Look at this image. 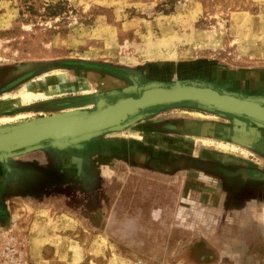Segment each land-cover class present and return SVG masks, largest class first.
<instances>
[{"label":"rangeland","instance_id":"rangeland-1","mask_svg":"<svg viewBox=\"0 0 264 264\" xmlns=\"http://www.w3.org/2000/svg\"><path fill=\"white\" fill-rule=\"evenodd\" d=\"M132 79L264 95V0H0V98L29 83L51 90L1 106L0 119L24 116L0 125L92 108ZM147 109L77 146L0 160V264H186L182 248L200 233L217 264H264V199L232 198L215 167L264 174V146L235 136L264 127L189 101ZM167 121L180 130H139ZM158 141L176 159L160 170L141 153ZM54 154L64 174H42Z\"/></svg>","mask_w":264,"mask_h":264},{"label":"water","instance_id":"water-1","mask_svg":"<svg viewBox=\"0 0 264 264\" xmlns=\"http://www.w3.org/2000/svg\"><path fill=\"white\" fill-rule=\"evenodd\" d=\"M201 85L204 84L181 83L178 80L169 86L152 82L132 91L126 88L121 93H111L116 96L113 101L106 97H99L95 107L90 110L76 109L56 112L0 125V160L45 146L57 149L77 146L80 142L97 137L107 131L120 130L134 123L142 117L141 111L144 109L181 101H189L201 108L241 117L256 126L264 127V114L262 113L264 112V98H253L260 102L258 105L253 100H248L251 97H242L232 92ZM164 87L168 88L163 90ZM155 92L157 96L151 98L150 94ZM124 94H136L137 96L136 98L131 95L122 96ZM144 97L151 99L136 104L131 110H123L119 114L111 116V113L117 110L124 101L128 99L142 100ZM254 105L258 108L259 113L251 112L249 106Z\"/></svg>","mask_w":264,"mask_h":264},{"label":"flooded vegetation","instance_id":"flooded-vegetation-1","mask_svg":"<svg viewBox=\"0 0 264 264\" xmlns=\"http://www.w3.org/2000/svg\"><path fill=\"white\" fill-rule=\"evenodd\" d=\"M133 80H135V79H132V82H130L129 86H120L117 89L107 91V93L105 92V93L99 95L96 98V100L99 97H106L108 100L113 101V100H115L116 96H115V94L111 95V93H116V94L121 93L123 91V89H126V88L128 90L132 91L133 89L135 90V89L143 87L149 83H152V82H148L146 84H141L140 82H136V80L135 81H133ZM208 86H210V85H208ZM214 88H216V87H214ZM217 89H220V88H217ZM220 90H223V89H220ZM129 95H131L133 97L137 96L136 94H124L122 96H129ZM237 95H240L242 97H251V98L262 97V98H264V95H256V96H244L241 94H237ZM141 113L148 114V113H153V112L150 111V109H144L141 111ZM139 130H142V131L143 130H147V131L155 130V131H159L162 133H168V132L179 131L180 129H179V126L177 124H172V123H169L167 121V122H163V123L153 125V126H150L149 124H145L143 126V128L139 129ZM228 133L229 134H227V135H224L222 133L221 138L224 139V136H229L228 138L226 137V139H225L226 141L229 142L230 136H232L234 134V132L231 130ZM235 133H236L235 136H240L239 138L244 140V142H239V141L237 142L236 141L238 144H242L245 147L250 148L254 152L263 153L259 149V146H262V147L264 146V137L263 136L257 137L255 133L254 134L253 133L247 134L246 132H244V133L235 132ZM239 133H241V134H239ZM230 142H232V141H230ZM173 143L177 144L176 142H173ZM180 143L183 144L184 142L181 141ZM154 144H158L159 146L157 148H151L150 149V147H149L150 143H146L145 151L144 152L140 151L144 156L143 162H149L150 160H152L158 166L159 170L161 168H164V167L170 165L171 163H173V161L175 162V160H176L175 158H174V160L167 158V153H169V150L162 148L160 142L159 143H151L152 146L156 147L157 145H154ZM142 149H144V147H142ZM154 150H156V151H154ZM145 152H146V154H144ZM55 159L58 162V164H59V162L65 161L64 156H61L59 158L57 155H55ZM229 162H230V160H228V163ZM232 162L229 164H233ZM234 163H236V162H234ZM67 165H68V163H67ZM226 166L227 165H225L222 162L215 166L217 169V173H218L217 179L219 180L220 188L223 191H227L229 193V195H231L232 198H235V199H239V198H244V199H252L253 198L252 200H260V199L263 200L264 199V174H261V175L251 174L250 171L245 170L246 169L245 167L237 168V170H234L235 173L229 174V173H226L227 172ZM17 168L22 170V169H24V166L19 164L17 166ZM169 168L170 167H168V170H170ZM64 169H66V167L61 168V170H64ZM238 169H240V170H238ZM168 172L170 173V171H168ZM24 174H26V173H24ZM42 174H64V172L60 171V168H59V171L56 170L55 173L51 171L50 173L44 172ZM66 174H67V172H66ZM71 174H73L72 171H71ZM217 246L218 245H214L212 243V241H209L205 237V234H203V233H200L199 236H194V237L190 236V239L183 246L184 248H182L183 250L181 251L182 253H181L180 259L183 260V262L186 264H217L218 262L221 261L220 250H219V247H217Z\"/></svg>","mask_w":264,"mask_h":264},{"label":"bare ground","instance_id":"bare-ground-1","mask_svg":"<svg viewBox=\"0 0 264 264\" xmlns=\"http://www.w3.org/2000/svg\"><path fill=\"white\" fill-rule=\"evenodd\" d=\"M30 84L31 83H29V84H27L25 86H22L18 91L15 92V94L14 93L13 94H9V93L6 94L5 93V95H3V97L0 98V107L1 106L4 107L5 105L7 106V105H11V104L22 105V104L30 103V102H32L34 100H42V99L47 98V95L51 91V90L50 91L36 90ZM202 86H206V87L213 88V87L208 86V85H202ZM167 88L168 87H164L162 89L165 90ZM56 91L60 92V91H62V88H60L59 86H57L55 89H53L52 92H56ZM156 94H157L156 92L154 94H150V96H152L151 98H155V96H157ZM225 94H227V93H225ZM133 98H136V97H133ZM151 98L150 97H148V98L147 97H144L142 100H136V101L135 100L128 99V100L124 101L123 103H121V105H119L120 107L117 110H115L113 113H111V116H114L116 114H119L123 110H131L132 107L134 108V106L136 104H141L142 102H146L147 100H149ZM248 100H253L254 103H257L258 105H260V102L257 101V99L254 100L253 98H250V99L248 98ZM249 108L251 109V112H253V113L254 112H257V113H259L258 108L255 105L254 106H251V107L249 106ZM76 109H78V108L77 107H74V108H71V109H69L67 111L76 110ZM64 112H66V111H64ZM262 113L264 114V112H262ZM21 116H24V113H20L17 116H14V117H4V118H1L0 119V123L5 124V123H8V122L12 121L15 118H20ZM204 141L207 142V140H204ZM208 142H210V140H208ZM219 144L222 147H227V146L222 145V143H219Z\"/></svg>","mask_w":264,"mask_h":264},{"label":"crops","instance_id":"crops-1","mask_svg":"<svg viewBox=\"0 0 264 264\" xmlns=\"http://www.w3.org/2000/svg\"><path fill=\"white\" fill-rule=\"evenodd\" d=\"M97 101V100H96ZM96 101H94V105H93V107L92 108H86L85 106H81V105H77V106H72V107H67V108H69V109H71V108H74V107H77L78 109H88V110H90V109H93L94 107H95V104H96ZM66 108V109H67ZM69 109H67V110H69ZM33 110V111H32ZM67 110H65V111H67ZM31 111L32 112H35V111H37L38 113H40L42 110H40L39 108H31ZM62 111H64V110H62ZM44 113L42 114V115H40V116H46V115H50V114H53L54 112H45V111H43ZM56 113V112H55ZM30 113L29 112H27V115H29ZM220 143H222V142H220ZM222 145H224V146H227V144H224V143H222ZM230 146V145H229ZM46 148L48 147H50V146H45ZM45 147H42V148H39V149H37V150H39V151H43L44 149H45ZM222 149H226V147H222ZM36 149H35V151H37ZM34 150H32V151H30V152H33ZM45 152L47 151V150H44ZM27 153V152H26ZM228 153H232V151H230V152H228ZM28 154V153H27ZM48 154V153H47ZM21 154H18V155H16V156H20ZM23 155V154H22ZM25 155V154H24ZM46 155V154H45ZM46 159V160H45ZM45 162H46V168L48 169L49 168V166H50V170L52 171V172H56V169H54L55 167H56V159H55V157H51V156H47V157H45ZM48 166V167H47ZM46 172H48V173H50L49 172V170H47Z\"/></svg>","mask_w":264,"mask_h":264}]
</instances>
